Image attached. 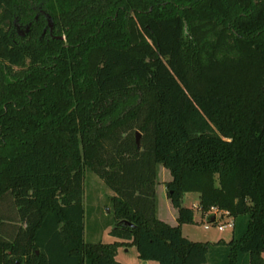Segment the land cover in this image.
I'll list each match as a JSON object with an SVG mask.
<instances>
[{"label": "trees", "instance_id": "1", "mask_svg": "<svg viewBox=\"0 0 264 264\" xmlns=\"http://www.w3.org/2000/svg\"><path fill=\"white\" fill-rule=\"evenodd\" d=\"M159 164L176 225L156 214ZM86 170L125 241L85 240ZM188 192L229 212V241L182 234ZM7 196L0 264H122L127 242L139 264H264V0H0Z\"/></svg>", "mask_w": 264, "mask_h": 264}, {"label": "rangeland", "instance_id": "2", "mask_svg": "<svg viewBox=\"0 0 264 264\" xmlns=\"http://www.w3.org/2000/svg\"><path fill=\"white\" fill-rule=\"evenodd\" d=\"M24 28H20L23 31ZM157 185H156V214L157 216L172 224H177L178 210L172 204L169 195L167 182L172 179L170 171L162 164L157 166ZM116 193L100 178L97 174L90 170H86L84 179V196L83 201L86 209L85 219V240L88 242H105L113 243L116 241H125L126 239L118 238L110 233L115 224V216L112 213L110 197ZM186 194V193H185ZM187 195L197 196L198 192H190L184 195L183 204L191 206L194 209V221L191 223H183L181 225L182 234L194 241H210L217 242L221 239L229 241L232 238V229L227 227L219 230L218 224L224 222V216L219 222L210 224L206 227V222H211L212 217L206 216L200 208L193 205V200ZM13 206L11 196H7L0 201V211L8 212L10 216L16 219V213ZM12 209V212H11ZM120 246L116 255L117 260L122 264H139L140 259L135 245ZM264 257V253H263Z\"/></svg>", "mask_w": 264, "mask_h": 264}, {"label": "built area", "instance_id": "3", "mask_svg": "<svg viewBox=\"0 0 264 264\" xmlns=\"http://www.w3.org/2000/svg\"><path fill=\"white\" fill-rule=\"evenodd\" d=\"M197 208H200V206H197ZM206 216H211L212 217V220L211 222H206L205 226L208 227L210 226V224H215L216 222L218 223L219 222V219L221 217H225L226 216H230L229 212L228 211H223V210H219L218 208L216 207H212L211 210H209L208 212L205 213ZM232 217V216H231ZM233 225H234V220H233V217L230 218V219H224V222L218 224V228L219 230H223L227 227L229 228H233Z\"/></svg>", "mask_w": 264, "mask_h": 264}, {"label": "crops", "instance_id": "4", "mask_svg": "<svg viewBox=\"0 0 264 264\" xmlns=\"http://www.w3.org/2000/svg\"><path fill=\"white\" fill-rule=\"evenodd\" d=\"M188 193H190V192H188ZM187 194V193H186ZM185 194V195H186ZM189 198H191L194 202H193V205H195V206H199V202H200V194L198 193V195L197 196H192V197H190V195H187ZM191 207V206H190ZM226 220L227 219H230V218H232L231 216H226L225 215V217H224ZM232 229V228H231Z\"/></svg>", "mask_w": 264, "mask_h": 264}, {"label": "water", "instance_id": "5", "mask_svg": "<svg viewBox=\"0 0 264 264\" xmlns=\"http://www.w3.org/2000/svg\"><path fill=\"white\" fill-rule=\"evenodd\" d=\"M26 30L28 31L29 30V26L26 28ZM63 38V36L61 37ZM140 136H141V133L140 132H136V139H137V142L140 141ZM127 224V223H126ZM144 264H147V261H143Z\"/></svg>", "mask_w": 264, "mask_h": 264}, {"label": "flooded vegetation", "instance_id": "6", "mask_svg": "<svg viewBox=\"0 0 264 264\" xmlns=\"http://www.w3.org/2000/svg\"><path fill=\"white\" fill-rule=\"evenodd\" d=\"M52 26V21H50L49 22V27H51ZM17 27H18V30H19V32L21 33V34H24L27 30L24 28V30L23 31H20V28H21V26L20 25H17ZM23 28V27H22ZM27 28V27H26ZM26 30V31H25Z\"/></svg>", "mask_w": 264, "mask_h": 264}]
</instances>
